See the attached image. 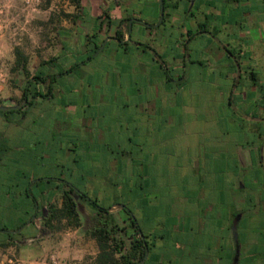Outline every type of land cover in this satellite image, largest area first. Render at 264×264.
Instances as JSON below:
<instances>
[{
	"label": "crops",
	"instance_id": "1",
	"mask_svg": "<svg viewBox=\"0 0 264 264\" xmlns=\"http://www.w3.org/2000/svg\"><path fill=\"white\" fill-rule=\"evenodd\" d=\"M54 1L27 8L24 0H0V45L12 40L22 16L33 19L39 13L46 25L61 9ZM142 3L87 0L81 19L62 17L57 24L60 52L35 72L58 73L61 80L79 66L71 50L85 58L92 49L101 57L99 76L95 84H81L83 95L94 106L128 114L117 125L101 121L105 115L98 112L86 117L91 103L79 106L84 117L77 114L78 103L60 107L79 116L84 139L63 137L58 150L63 159L77 149L88 153L91 169L82 184L89 192L97 184L108 190L142 172L155 184L169 178V220L155 222L169 230L144 231L152 243L148 264H264V0H167L163 19L160 0H151L146 11ZM64 11L75 8L70 4ZM118 30L122 40L114 37ZM110 63L118 67L105 70ZM117 135L124 139H114ZM116 176L121 183H112ZM122 197L126 206L133 204ZM105 204L118 203L110 197ZM111 212L132 233L127 212L120 207ZM237 217L238 254L232 229ZM49 240L66 263H89L99 253L94 238L69 228L37 245L0 249V264L39 263Z\"/></svg>",
	"mask_w": 264,
	"mask_h": 264
},
{
	"label": "rangeland",
	"instance_id": "2",
	"mask_svg": "<svg viewBox=\"0 0 264 264\" xmlns=\"http://www.w3.org/2000/svg\"><path fill=\"white\" fill-rule=\"evenodd\" d=\"M150 1L151 0H143L142 7L144 11H146L147 5L150 3ZM54 4L61 9H65L66 7L70 6L69 1L66 0H55ZM28 10L30 9H25L24 14H27ZM33 16V19H30V15L22 16L21 19L23 21H21L19 25L15 26L17 27L15 29L17 32L14 33L12 31V40H8L7 42H5V44L3 42L2 46L0 45V58L2 62L1 67L3 69V72L5 73V82L3 83L2 90L0 91L1 103L7 98L8 95L15 93V89L19 88L21 78L24 76L22 71L15 73L12 71V67L15 65L16 60L15 47H20L29 57L28 66L31 74L37 70V68L44 60L52 58L60 52L57 46L58 42L56 40L57 31L51 32L49 34L50 38L46 37L49 44L45 45L43 42L45 40L44 37L46 36V26H42L44 22L42 21V18H44V16H41V14L39 13ZM26 19L29 20L28 23H25ZM81 32L82 30L80 29L79 33ZM133 38H137V36L134 35ZM102 47L103 46H101L99 50H101ZM214 49L217 50V47H214ZM71 51H74L73 53L79 63V66L73 70L72 74L65 76L63 75L65 79H68V81H66L65 79L63 80L64 77L59 81L62 87L60 85H57L58 87H60V89H57L54 98H52L50 102L47 103V105L45 104L48 112L43 116V119L41 121H38L37 124L34 125L35 122L31 120V122H29L28 124L32 123L33 127H12V130L9 129L10 134H8V127L3 123L0 117V153L2 155L5 154L6 156L2 161V165L0 162V165L2 166L1 168H5V170L0 168V229H17V225H20L27 217L26 212L21 210L22 205L26 201V198L21 195L20 189L24 186L31 174L46 179L50 178L51 176L59 175L63 172L65 173L66 178H70L76 186L82 187L83 179L80 172H83L82 174L85 173L87 178V172H89V170L91 169L90 160L87 158L88 153L77 149L70 153L69 159H62V150H58V145H62L64 138L65 140H68L74 137L77 140L80 139V142L82 141V139H84L83 137L79 136L81 134V130L77 128L80 127L79 125L77 126V118H79V116L84 113L83 110H81V108L79 107L80 105L86 106L91 103V107L85 108L86 117H89L88 115L98 112L99 114L105 115L103 117L100 116L101 121H107L108 119L109 122L116 124L118 123L117 125L122 124L128 119L127 113L126 116H124L123 113L121 114V116H119L121 111L123 112L125 110L123 107L122 108L124 110H119L120 112H118L114 111L113 107L109 109L104 105L94 106L93 101L89 99L87 94L83 95L84 93L80 87L81 84H85L86 86L88 84H95L96 80L98 79L99 72L96 71V67L101 61L100 55H97L98 52L92 53V49H90V57H92L90 59L89 56H86L85 58L84 56H79L76 50ZM116 66V64L112 65L110 63L109 66L106 64L104 68L105 70H107V67L109 70H111ZM91 67L92 71L90 69ZM55 69L59 71L60 66L56 65ZM90 73L92 76H90ZM142 82L144 84L146 81L143 80ZM112 86L113 85H110V91L112 90ZM119 91L125 92L126 89H122ZM135 99L137 100V98ZM74 103H78L77 114H79V116L73 115V112L71 111H60V107H63L67 104L73 105ZM126 111H129V109ZM5 116L12 119L15 115H13V113H8ZM57 120L59 121L58 123L56 122ZM84 123H86L85 120ZM63 131L64 134H62ZM103 138H105V136ZM113 138L121 140L124 139V136L117 135ZM98 141L99 143L102 142L100 139H98ZM82 144V146L84 147V143ZM112 148H115L114 144H112ZM56 150H58L59 154L55 152ZM42 155L44 156V158L41 157ZM36 156L41 158H38L37 160ZM8 167L10 169L12 168L11 176L7 175L8 171L6 170ZM74 167H76L77 172L72 175L70 174V170ZM144 175L145 174L143 172L141 174L139 173V176L137 174H134V176L132 177L133 180H130L132 182H125L124 180L122 181L116 176L115 179L112 178V183L118 180L120 183L122 181L121 184H111L109 185L110 188H108V190L107 188L101 189V186L99 187V184H97L95 185L93 190H91L90 192L88 191V193L93 198L98 199L101 204L107 203L110 197H112V203L120 202L122 204L124 202H127L126 198L122 197V195L125 194L127 199L130 198L133 202L132 205L127 204L129 208H131L133 212L137 213L139 219L141 218V220H143L142 226L144 231H148L149 228H152L154 230L155 227L157 228L155 232L156 234L158 233V231H167L169 230L167 224H165L166 228H163L162 226L164 225V223L161 224L162 226L160 225L158 227V223L155 222L156 219L162 220V222L166 221L167 218L169 220V211L167 205L169 202H171V197L169 195V186L168 184H166L169 183V178L166 179L164 177L163 180L159 179L155 184V182L150 179L151 175L149 177H144ZM16 183L17 185H15ZM161 187H163V189ZM4 189H10L12 197L15 199L14 201L10 202V204H8V201L3 200V198L5 197V195L3 194ZM136 190L138 194H141V197L140 195H137ZM159 192H161V196L157 199L156 196H154L152 193H156V195H158ZM146 203L149 205L145 206L144 204ZM4 215H6V217H4ZM149 215L152 216L150 221H148ZM85 231V228H79L80 233H85ZM0 236H6V233L0 231ZM49 242V244L47 242H43L42 247L44 248V251L48 253L53 251L58 253L57 251L59 250L57 249L56 245H53V240H49ZM19 259L24 260V257H19ZM244 262L245 261L243 260L240 264H244Z\"/></svg>",
	"mask_w": 264,
	"mask_h": 264
},
{
	"label": "trees",
	"instance_id": "3",
	"mask_svg": "<svg viewBox=\"0 0 264 264\" xmlns=\"http://www.w3.org/2000/svg\"><path fill=\"white\" fill-rule=\"evenodd\" d=\"M53 1L43 0L41 3H44V7H49ZM66 1L74 6L75 12L67 13L64 9L53 11L45 25L46 37L57 30V24L62 17L69 18L71 21L81 19L82 10L87 0ZM166 2L167 0H164V15L166 14ZM116 38H123V33L120 30L116 32ZM15 55L16 60L12 71L14 73L22 71L24 75L29 76L31 74L28 66L29 57L20 47H15ZM55 77L56 75H35V79L39 82H45L49 78L52 83ZM49 92H52L51 84ZM145 164L149 165L148 160H145ZM82 179H87L86 175ZM85 194V196L80 195L78 198V192L73 187L65 189L62 196V205H50L47 214L44 216V223L48 231L58 232L69 228H85L86 235L94 238L99 247L98 256L91 259L93 261L89 264H139L145 257L146 252L150 250L151 245L133 210L128 206L124 209L129 216V226L132 229V233H128V226L121 224L107 206L99 203L98 199L90 198L87 193ZM1 245L5 247L7 243L1 242Z\"/></svg>",
	"mask_w": 264,
	"mask_h": 264
},
{
	"label": "flooded vegetation",
	"instance_id": "4",
	"mask_svg": "<svg viewBox=\"0 0 264 264\" xmlns=\"http://www.w3.org/2000/svg\"><path fill=\"white\" fill-rule=\"evenodd\" d=\"M114 37L116 38V34ZM118 40H122V39H118ZM39 74L43 76L56 75V77L54 82L52 83L49 78L45 82H39L35 79V75H39ZM59 81L60 80L58 79V73L42 74V73L34 72L29 76L24 75L21 78L19 88L15 89V93L8 95L7 98L2 103H0V106L13 107L7 110L0 109L1 110L0 117L3 123L8 127L7 128L8 134H10L9 129L12 130V127H21V128H25V127L28 128L29 126L33 127L32 123L28 124L29 122H31V120L35 122L34 125H36L38 121H41L43 119V116L48 112V109L45 106V104L47 105V103L50 102L52 98H54L57 89H60V87L57 86L60 85ZM50 84L52 85L51 93L49 92ZM60 86L62 87V85ZM14 107H18V108H14ZM8 113H13V115L15 116L12 119H10L7 116H5ZM56 122L58 123L59 121L57 120ZM5 157H6L5 154L2 155L0 153L1 165ZM41 157L44 158L43 155ZM41 157L36 156V159L38 160V158ZM1 165L0 168L2 167ZM1 169L5 170V168H1ZM11 169L8 167L6 170L8 171L7 172L8 176L9 175L11 176L12 173ZM76 171H77L76 167H74L70 170L71 172L70 174L74 175ZM15 185H17V183ZM72 187L78 192L77 195L78 198L80 195L85 196L86 195L85 193L88 194V197L93 198L88 193V191L85 188H83L85 187L83 184L82 187L76 186L75 183L72 182L70 178H66L65 173L63 172L60 173L59 175L51 176L50 178H46V179L31 174L28 177L24 186L20 189L21 195L26 198V201L22 205L21 210L26 212L27 217L20 225H17L16 227L17 229L15 228L13 230L5 229V228L0 229L1 232L6 233V236H0V249L17 248L23 246L27 247L29 244L37 245L41 243L51 233H55L53 231L52 232L48 231V228L44 223V216L47 214V210L50 205L52 204L62 205L63 191L65 189H69ZM3 194L5 195L3 200L8 201V204H10V202L15 200L12 197L10 189L9 190L4 189ZM118 204H113L107 207L109 209L113 206H118ZM117 208L118 207H116V209ZM4 217H6V215H4ZM18 229L20 230L16 231ZM147 239L149 241V244L151 245L150 246L151 249L152 243L150 241L149 235H147ZM1 242L7 243V245L4 247L1 245ZM149 252L150 250H148V253Z\"/></svg>",
	"mask_w": 264,
	"mask_h": 264
},
{
	"label": "built area",
	"instance_id": "5",
	"mask_svg": "<svg viewBox=\"0 0 264 264\" xmlns=\"http://www.w3.org/2000/svg\"><path fill=\"white\" fill-rule=\"evenodd\" d=\"M25 6L28 8H35L41 3V0H24ZM3 10L0 8V13H2ZM0 34H1V28H0ZM5 82V73L3 72V69L0 64V91L2 90L3 83ZM93 260H90V262ZM89 262V263H90ZM89 263H82L80 261H74L72 263H66L62 261V259L58 256L56 252H50L48 253L39 263L36 264H89ZM32 264V263H29Z\"/></svg>",
	"mask_w": 264,
	"mask_h": 264
},
{
	"label": "water",
	"instance_id": "6",
	"mask_svg": "<svg viewBox=\"0 0 264 264\" xmlns=\"http://www.w3.org/2000/svg\"><path fill=\"white\" fill-rule=\"evenodd\" d=\"M160 6H161V11H162V19H163V17H164V0H160ZM10 108H13V107L0 106V109H2V110H7V109H10ZM14 108H18V107H14ZM116 207L125 208V205L124 204H118V206H113V207L109 208V210L110 211L111 210H114V209H116ZM238 220H239V217H237L235 219L234 224H233V227H232V229L234 231L235 239L237 241V254L239 253L238 235H237ZM19 230L20 229H18L16 231H19ZM141 233H142V231H141ZM147 256H148V251L146 252L145 257L140 261L139 264H145L146 263Z\"/></svg>",
	"mask_w": 264,
	"mask_h": 264
}]
</instances>
